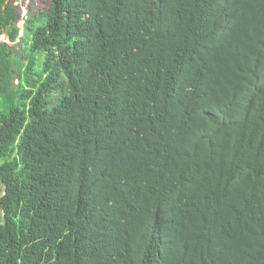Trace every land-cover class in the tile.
<instances>
[{"label": "trees", "instance_id": "1", "mask_svg": "<svg viewBox=\"0 0 264 264\" xmlns=\"http://www.w3.org/2000/svg\"><path fill=\"white\" fill-rule=\"evenodd\" d=\"M0 264H264V0H0Z\"/></svg>", "mask_w": 264, "mask_h": 264}, {"label": "rangeland", "instance_id": "2", "mask_svg": "<svg viewBox=\"0 0 264 264\" xmlns=\"http://www.w3.org/2000/svg\"><path fill=\"white\" fill-rule=\"evenodd\" d=\"M11 2L17 12L22 14L23 11H26L25 16H29L36 11H44L48 8V0H7ZM19 31H21V25H17ZM2 42L6 43L10 48H13L15 45H11L6 38L2 39ZM27 53V45L22 43L19 45L18 49L16 50L15 57L19 59L20 63H24L25 56ZM16 84V81L14 82Z\"/></svg>", "mask_w": 264, "mask_h": 264}, {"label": "built area", "instance_id": "3", "mask_svg": "<svg viewBox=\"0 0 264 264\" xmlns=\"http://www.w3.org/2000/svg\"><path fill=\"white\" fill-rule=\"evenodd\" d=\"M25 14H26V12L23 11L22 14H21V18H22V19L25 17ZM18 25H21V27H22V26H23V20L20 21V22L18 23ZM19 32H20V33H19V36H22V29H21V31H19Z\"/></svg>", "mask_w": 264, "mask_h": 264}, {"label": "bare ground", "instance_id": "4", "mask_svg": "<svg viewBox=\"0 0 264 264\" xmlns=\"http://www.w3.org/2000/svg\"><path fill=\"white\" fill-rule=\"evenodd\" d=\"M26 12V11H25Z\"/></svg>", "mask_w": 264, "mask_h": 264}, {"label": "water", "instance_id": "5", "mask_svg": "<svg viewBox=\"0 0 264 264\" xmlns=\"http://www.w3.org/2000/svg\"><path fill=\"white\" fill-rule=\"evenodd\" d=\"M2 41V40H1Z\"/></svg>", "mask_w": 264, "mask_h": 264}]
</instances>
